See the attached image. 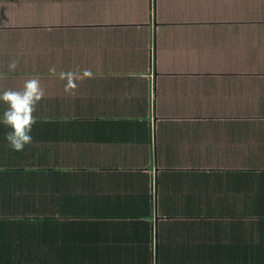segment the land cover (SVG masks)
Returning a JSON list of instances; mask_svg holds the SVG:
<instances>
[{
  "label": "crops",
  "instance_id": "1",
  "mask_svg": "<svg viewBox=\"0 0 264 264\" xmlns=\"http://www.w3.org/2000/svg\"><path fill=\"white\" fill-rule=\"evenodd\" d=\"M30 79L0 264H264V0H0V92Z\"/></svg>",
  "mask_w": 264,
  "mask_h": 264
},
{
  "label": "clouds",
  "instance_id": "2",
  "mask_svg": "<svg viewBox=\"0 0 264 264\" xmlns=\"http://www.w3.org/2000/svg\"><path fill=\"white\" fill-rule=\"evenodd\" d=\"M44 96V90L36 79L25 82L23 90H5L0 92V102L7 105L0 124L9 130L4 139L15 151H22L33 141L32 131L37 124L36 105Z\"/></svg>",
  "mask_w": 264,
  "mask_h": 264
},
{
  "label": "trees",
  "instance_id": "3",
  "mask_svg": "<svg viewBox=\"0 0 264 264\" xmlns=\"http://www.w3.org/2000/svg\"><path fill=\"white\" fill-rule=\"evenodd\" d=\"M2 217H9V216H2ZM7 263V262H6ZM7 264H14V263H7Z\"/></svg>",
  "mask_w": 264,
  "mask_h": 264
}]
</instances>
